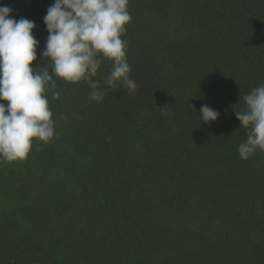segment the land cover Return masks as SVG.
Listing matches in <instances>:
<instances>
[{
    "label": "trees",
    "instance_id": "16d2710c",
    "mask_svg": "<svg viewBox=\"0 0 264 264\" xmlns=\"http://www.w3.org/2000/svg\"><path fill=\"white\" fill-rule=\"evenodd\" d=\"M55 0H0L35 22ZM135 90L47 94L56 136L0 164V264H264V152L236 111L264 84V0H129ZM39 70V69H37ZM7 103L6 101H0ZM208 105L216 121H201Z\"/></svg>",
    "mask_w": 264,
    "mask_h": 264
},
{
    "label": "clouds",
    "instance_id": "9594fccd",
    "mask_svg": "<svg viewBox=\"0 0 264 264\" xmlns=\"http://www.w3.org/2000/svg\"><path fill=\"white\" fill-rule=\"evenodd\" d=\"M12 9L0 5V164L22 162L34 141H52L58 132L48 93L58 81L85 83L89 99H104L101 81L95 79L105 60L111 67L104 83L135 90L127 60L128 42L122 39L132 20L129 0H55L43 17L48 32L40 58L45 65L33 66L40 41L33 35L35 22L16 20ZM39 69V70H37ZM246 108L236 111L247 138L238 146L239 157L247 160L264 152V84L244 96ZM201 121H216L219 113L208 105L200 110Z\"/></svg>",
    "mask_w": 264,
    "mask_h": 264
}]
</instances>
